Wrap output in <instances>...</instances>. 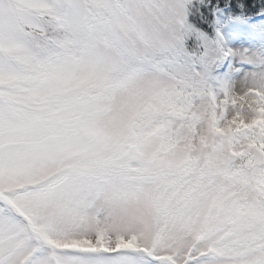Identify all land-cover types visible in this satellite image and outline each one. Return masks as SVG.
<instances>
[{
	"label": "snow or ice",
	"instance_id": "6c2138e0",
	"mask_svg": "<svg viewBox=\"0 0 264 264\" xmlns=\"http://www.w3.org/2000/svg\"><path fill=\"white\" fill-rule=\"evenodd\" d=\"M0 264H264V0H0Z\"/></svg>",
	"mask_w": 264,
	"mask_h": 264
}]
</instances>
